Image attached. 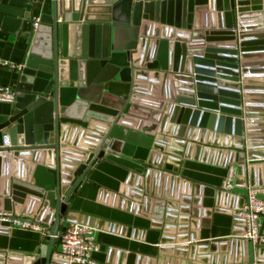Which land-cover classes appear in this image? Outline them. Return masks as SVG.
<instances>
[{"label": "water", "instance_id": "1", "mask_svg": "<svg viewBox=\"0 0 264 264\" xmlns=\"http://www.w3.org/2000/svg\"><path fill=\"white\" fill-rule=\"evenodd\" d=\"M43 3L0 0V28L28 42L16 100L0 115V178L17 214L25 203L39 209L48 242L34 253L0 252V264H67L57 250L63 224L77 220L70 202L100 159L146 175L155 167L178 173L166 147L174 124L182 133L189 125L193 139L202 128V141L208 128L217 138L234 121L242 136L252 126L243 125L240 90L264 89V77L239 82L240 70L264 72V0H53L34 28ZM167 73L189 91L161 88ZM244 96L264 101V93ZM239 141L238 171L254 170L264 151L251 137ZM220 189L206 185L205 194Z\"/></svg>", "mask_w": 264, "mask_h": 264}, {"label": "crops", "instance_id": "2", "mask_svg": "<svg viewBox=\"0 0 264 264\" xmlns=\"http://www.w3.org/2000/svg\"><path fill=\"white\" fill-rule=\"evenodd\" d=\"M52 12L53 0H44L35 18ZM116 39L126 44L127 33L120 32ZM27 47V41L0 28L1 58L23 64ZM17 76L18 69L0 66V86L15 87ZM167 76L165 85L164 80L160 83L161 88L167 91L172 83L175 94L186 90L174 84L183 80L173 79L172 73ZM220 105L234 107L231 103ZM12 107L13 103L0 102V115ZM210 111L222 113L219 109ZM217 125L218 120L215 131ZM188 128L185 124L183 133L179 129L178 134L169 135L166 144L171 148L169 155L177 161L178 173L155 167L146 175L100 159L86 175L70 207L74 218L97 228L101 249L94 256L98 264H252L254 260L264 264V231L254 251L250 243L236 238L244 230L242 222L232 214L233 207L244 202L250 182L264 183V155H259L260 161L252 166L254 170L250 171L247 164L241 166L233 191L225 192L221 188L228 165L235 162V148L240 139L251 137L257 150L264 151V126L244 128V134L239 136L232 121L230 130L218 131L217 138L208 128L202 141H199L201 131L196 136L198 139H193ZM84 139L82 136L79 142ZM206 185L221 189L213 196L207 195ZM6 199L0 178V209L15 211L14 202L8 203ZM21 215L41 218L39 209L27 203L23 204ZM46 242L47 235L39 232L0 226V252L34 253Z\"/></svg>", "mask_w": 264, "mask_h": 264}, {"label": "built area", "instance_id": "3", "mask_svg": "<svg viewBox=\"0 0 264 264\" xmlns=\"http://www.w3.org/2000/svg\"><path fill=\"white\" fill-rule=\"evenodd\" d=\"M40 17H36L33 26L38 28L40 25ZM237 33L239 28L236 29ZM263 59V58H262ZM258 60V59H257ZM252 60V61H257ZM0 66L11 67L19 69L23 64L11 63L0 57ZM250 68L261 67V65H250ZM240 70V69H239ZM245 77L251 78H262L264 77V72H241L240 70V83L243 84V79ZM195 82V81H194ZM184 87H182L183 89ZM185 89V88H184ZM189 91V89H186ZM191 91V90H190ZM193 91V90H192ZM242 94V121L244 125H251L255 127L259 125L261 118V111L257 109L258 107H264V101L257 99V96H253L250 100H245L244 93H264V89L259 88H241ZM16 100L15 88L11 86H0V102L14 103ZM252 107V110H246L247 107ZM248 111L251 112L248 115ZM264 113V111H262ZM174 133L178 134L180 126L174 124ZM176 130L175 127H177ZM198 127V131H202ZM171 135V134H169ZM198 139V138H197ZM246 139V138H245ZM200 141V140H199ZM9 143L5 141V144ZM172 153V152H171ZM169 155V153H167ZM171 157V155H169ZM237 164L230 163L227 168V174L223 180L222 190L225 192H231L236 187L237 178ZM232 214L236 219L240 220L243 225L244 232L236 238L244 240L252 245L255 251L257 243L261 238L262 226H263V215H264V183H249L246 187L245 200L242 204L233 207ZM64 222L65 230L63 231L61 237L59 253L67 260V264H98L95 258V253L100 251L101 244L97 239V228L87 222L79 221H69L70 223L66 225ZM0 226L5 229H23L39 232L43 235L48 234L49 223L44 221L43 218H29L21 214H17L14 210H4L0 209ZM241 264V263H240ZM252 264H257L254 260Z\"/></svg>", "mask_w": 264, "mask_h": 264}]
</instances>
